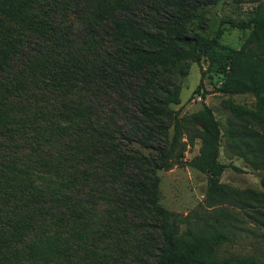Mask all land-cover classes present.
<instances>
[{
  "label": "trees",
  "instance_id": "obj_1",
  "mask_svg": "<svg viewBox=\"0 0 264 264\" xmlns=\"http://www.w3.org/2000/svg\"><path fill=\"white\" fill-rule=\"evenodd\" d=\"M217 1L0 0V264H261L218 251L231 223L180 233L159 202L157 170L199 138L190 163L208 175L207 206L264 216V176L262 190L220 180L212 109L170 106L202 57L224 73L217 91L264 95V6L235 50L206 35ZM231 112L226 139L264 168L247 125L260 115Z\"/></svg>",
  "mask_w": 264,
  "mask_h": 264
},
{
  "label": "rangeland",
  "instance_id": "obj_2",
  "mask_svg": "<svg viewBox=\"0 0 264 264\" xmlns=\"http://www.w3.org/2000/svg\"><path fill=\"white\" fill-rule=\"evenodd\" d=\"M261 5L264 6V0H218L207 5L206 35L213 37L218 34L217 39L221 44L239 50L253 29L250 22L252 13ZM207 62L205 57H202L200 64L189 62L187 74L178 79L181 87L179 103L170 106L178 111L179 116L201 111L204 106H209L220 126L218 160L225 165L220 180L241 190H262L261 177L264 176V168H254L241 157L233 142L226 139L225 131L232 109L248 110L260 115L258 120L247 123L248 127L264 137V95L261 97L251 93L230 95L217 91L224 79V73L206 69ZM200 82L202 87L196 91ZM172 132L170 128L169 137ZM186 133L183 132L182 140H187ZM200 143L199 138H194L186 146L183 156L170 168L157 170L160 204L177 216L180 233L188 227L210 226L216 221L231 223L229 231L232 233H230L232 240L218 249L222 256L243 260L253 257L257 262L264 264V216L255 214L254 216L247 211L234 215L236 209L229 208L233 212L229 213L226 207L214 209L207 206L205 193L208 175L190 163L198 154ZM132 146L137 147L136 144ZM142 150L149 152V149ZM128 262L129 260H124L123 264H136Z\"/></svg>",
  "mask_w": 264,
  "mask_h": 264
}]
</instances>
